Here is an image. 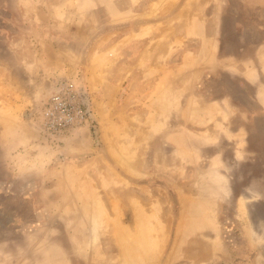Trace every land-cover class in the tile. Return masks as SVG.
I'll use <instances>...</instances> for the list:
<instances>
[{
    "label": "rangeland",
    "instance_id": "obj_1",
    "mask_svg": "<svg viewBox=\"0 0 264 264\" xmlns=\"http://www.w3.org/2000/svg\"><path fill=\"white\" fill-rule=\"evenodd\" d=\"M0 264H264V0H0Z\"/></svg>",
    "mask_w": 264,
    "mask_h": 264
},
{
    "label": "built area",
    "instance_id": "obj_2",
    "mask_svg": "<svg viewBox=\"0 0 264 264\" xmlns=\"http://www.w3.org/2000/svg\"><path fill=\"white\" fill-rule=\"evenodd\" d=\"M92 116L85 92L67 82L60 84L35 113L41 132L52 140L63 138L77 126L88 123Z\"/></svg>",
    "mask_w": 264,
    "mask_h": 264
},
{
    "label": "bare ground",
    "instance_id": "obj_3",
    "mask_svg": "<svg viewBox=\"0 0 264 264\" xmlns=\"http://www.w3.org/2000/svg\"><path fill=\"white\" fill-rule=\"evenodd\" d=\"M216 166H217V165H216ZM216 166H215V167H216ZM217 167H218V166H217ZM211 172H212V171H211ZM211 172H210V174H212ZM213 172H214V171H213ZM217 172H218V171H217ZM213 174H214L213 176H214V178H215V183H214V184H216V189H219V186H218L219 183H218V182H219V180H220V177H219L220 174H218V175H216L217 173H216V174L213 173ZM213 176H212V178H213ZM221 179H222V178H221ZM210 181H211V180H210ZM211 183H212V185L214 186L213 181H212ZM224 183H225V182H224ZM209 184H210V182H209ZM210 185H211V184H210ZM225 185H226V184H225ZM222 188H223V187H222ZM210 189H211V188H210ZM215 191H216V190H215ZM221 191H222V190H221ZM217 192H219V190H217ZM207 194H208V193H207ZM221 195H222V194H221ZM208 196H209V195H208ZM214 197H215V196H214ZM209 198H210V197H209ZM189 200H190V199H189ZM195 201H196V200H195ZM189 202H190V201H189ZM192 203H193V202H191L190 204H192ZM201 203H203V202H201ZM209 203H210V202H209L208 199H207V204L210 206L211 203H210V204H209ZM193 204H197V202H196V203L194 202ZM100 209H101V208H100ZM197 209H198V208H197ZM195 210H196V209H195ZM201 210H202V209H201ZM188 211H189V210H188ZM188 211H187V213H189ZM198 211H199V210H198ZM193 212H194V211H193ZM193 212H192V213H193ZM195 213H196V212H195ZM193 214H194V213H193ZM204 214H205V213H204ZM204 214H203V215H204ZM200 215H201V214H200ZM188 216H190V215H188ZM91 217H92V216H91ZM189 218H191V217H189ZM82 219H83V218H82ZM82 219H81V220H82ZM81 220H80L79 223H81V222L84 223V221H81ZM183 221L186 222L187 220H186V221L183 220ZM94 222H95V221H94ZM140 223H141V222H140ZM140 223H139V224H140ZM89 224H90V223H89ZM79 225H81V224H79ZM82 225H83V224H82ZM93 227H94V226H91V228H93ZM86 229H87V228H86ZM88 229H89V228H88ZM90 230H96V229H95V227H94L93 229H90ZM142 231H143V230H142ZM139 236H140V234H139ZM145 239H147V238H145ZM147 240H148V239H147ZM151 241H152V240H151ZM254 241H255V239H254ZM141 243H143V242H141ZM145 243H146V241H145ZM255 243H257V242H255ZM145 245H146V244H145ZM145 245H144V246H145ZM126 247H128V245H126ZM128 248H129V247H128ZM126 249H127V248H126ZM142 249H143V248H142ZM129 250H130V249H129ZM144 250H145V249H144ZM148 250H149V249H148ZM144 252H145V251H144ZM151 252H152V250H151ZM142 253H143V252H142ZM147 253H148V252H147ZM140 254H141V253H140ZM143 254H144V253H143ZM149 254H150V252H149Z\"/></svg>",
    "mask_w": 264,
    "mask_h": 264
}]
</instances>
